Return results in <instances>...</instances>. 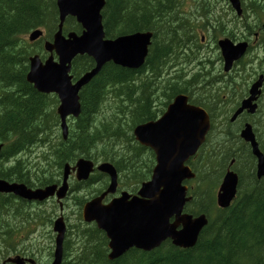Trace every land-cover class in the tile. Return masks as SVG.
I'll use <instances>...</instances> for the list:
<instances>
[{
  "label": "trees",
  "instance_id": "obj_1",
  "mask_svg": "<svg viewBox=\"0 0 264 264\" xmlns=\"http://www.w3.org/2000/svg\"><path fill=\"white\" fill-rule=\"evenodd\" d=\"M243 1L250 10H264L258 7L262 5L258 0ZM180 4L178 0H106L104 28L108 37L151 29L153 41L140 69L107 63L83 87L81 113L76 124L66 142L54 145L60 163L78 156L110 158L130 180L124 181L125 185L130 182L129 187L134 191L149 177L154 156L134 141L132 127L138 122L155 119L163 110L161 106H166L178 92L187 93L192 103L204 105L209 100L217 106L220 92L212 85L198 91V94H204L202 98L203 95H194V78L184 79L176 74L163 83L159 81L170 60L182 56L189 63L199 58L193 59L194 54L182 51L186 42L197 33L196 29L205 24L194 25L189 18L178 17ZM56 24L55 0H0V142L3 143L0 177L31 186L35 183L21 160L11 166L3 162L42 143L53 133V116L49 112L52 98L36 91L25 79L28 58L33 53H42V41L31 43L24 36L34 28L44 27L49 37ZM65 29L79 31V26L69 17ZM91 65L88 56H77L72 71L78 75ZM145 70L148 74L142 78L141 73ZM104 98L114 104L117 112L96 123L95 112ZM218 109H223L222 105ZM218 116L211 112V130L205 143L209 141L208 149L203 148V156L201 153L203 164H191L196 178L191 181L194 183L190 187L192 199L186 210L207 216V224L192 247L178 248L164 241L151 251L132 248L109 260L104 232L93 223L81 222L79 213L78 224L71 225L73 229H68L65 234V241L74 248L65 245L62 264H264V178L255 177L254 157L240 139L238 129L227 127V114L221 115L220 126L215 122ZM260 145L264 152L263 138ZM232 159L239 176L236 196L228 207L220 208L215 203L213 190ZM36 182L42 185L47 179L39 175ZM85 200V196H77L73 203L81 207ZM8 203L9 198L0 194V212ZM19 216L27 219L29 215L21 211ZM3 230L7 234L8 226L2 227L0 223V239L4 236Z\"/></svg>",
  "mask_w": 264,
  "mask_h": 264
},
{
  "label": "water",
  "instance_id": "obj_2",
  "mask_svg": "<svg viewBox=\"0 0 264 264\" xmlns=\"http://www.w3.org/2000/svg\"><path fill=\"white\" fill-rule=\"evenodd\" d=\"M232 6L241 12L239 0H229ZM104 0H56L59 12V28L54 34L53 43H46L45 48L58 55V61H53L52 55L44 64L37 55L30 58V70L27 80L34 84L39 91L58 92L62 104L58 108L61 117L63 134H66L65 115L77 113L78 88L88 82L108 60L127 67H137L146 54V45L150 33L136 32L119 36L116 39H103L104 33L99 11ZM67 15L75 16L83 26L80 35L73 32L63 36L61 25ZM41 31L36 29L29 35L30 40L36 39ZM218 45L227 70L232 61L239 58L245 43L233 44L228 38L218 40ZM86 53L95 60V67L86 72L74 85H71L68 71L72 58L76 54ZM261 78L252 85L251 95L245 99L241 107L234 113L232 119L244 108L250 106L255 98L257 86ZM254 105L250 106L253 112ZM209 129V117L204 109L187 103V97L177 95L166 112L157 120L148 121L135 127V138L149 146L155 154V165L148 181L140 185L135 195L129 196L122 192L108 204H102L101 198L96 197L84 204L82 217L85 221H95L97 227L103 229L108 237L109 258H116L130 247L150 250L159 245L165 238L180 247H191L195 244L197 235L207 223L204 214L192 216L182 212L185 203L190 199L186 195L187 186L182 180L194 176L190 168L184 165L185 160L194 154L203 142ZM240 136L250 142L252 154L256 157V173L264 175V155L258 148L250 124H246L240 131ZM92 163L79 159L76 163L78 179L86 178ZM110 173L113 191L116 174L111 165L105 163L98 167ZM66 166L63 185L57 189L56 196L61 198L67 190ZM237 175L227 170L216 194V202L220 207H227L235 195ZM55 185L35 190L27 189L23 184H16L0 180V191H12L27 198L43 199L54 194ZM170 218H173L170 221ZM55 237L54 259L51 264H59L62 254V240L64 225L61 219L54 222ZM21 264L20 258L12 259Z\"/></svg>",
  "mask_w": 264,
  "mask_h": 264
},
{
  "label": "flooded vegetation",
  "instance_id": "obj_3",
  "mask_svg": "<svg viewBox=\"0 0 264 264\" xmlns=\"http://www.w3.org/2000/svg\"><path fill=\"white\" fill-rule=\"evenodd\" d=\"M226 11H229V7L225 5ZM232 16H235L230 12ZM224 12L222 13L223 16ZM237 19V23L234 22L233 18L224 17L222 18L221 25L226 35L233 42L246 41L248 47L243 58L237 60L233 63L232 67L228 72H223L222 77L226 80L228 86V93L232 90L239 91V102L235 105L234 110L240 105L241 101L249 95V88L251 84L258 78L259 75H263L262 84L260 86V93L256 98L257 111L264 109V24L263 21L260 24L254 25V28L248 30L246 29L247 21H242V17H234ZM264 19V18H263ZM208 24H211L210 22ZM205 36L207 33L204 34ZM201 41H204L201 37ZM255 52V53H254ZM247 58V59H246ZM243 118L241 122L242 125L249 120L251 113L247 110H243L240 114ZM240 119V118H239ZM247 119V120H246ZM19 255L24 258V264H31L29 258H32L36 264H38V255L36 247L33 245H23L22 250H20ZM43 264V263H41Z\"/></svg>",
  "mask_w": 264,
  "mask_h": 264
},
{
  "label": "rangeland",
  "instance_id": "obj_4",
  "mask_svg": "<svg viewBox=\"0 0 264 264\" xmlns=\"http://www.w3.org/2000/svg\"><path fill=\"white\" fill-rule=\"evenodd\" d=\"M215 58V56L213 57V59ZM264 126V122L262 124L259 125L260 128H262ZM56 140V138L54 139ZM31 150H32V153H30L29 155H27V157L31 160L34 159V157L39 153V151L41 150V147H38V146H33L31 147ZM21 156V155H19ZM23 166H27V165H23ZM74 176L72 175L71 177V182H73ZM191 184H194L193 182H191ZM219 184V183H218ZM218 184L215 186L214 190H213V193L215 195V191L217 190V187H218ZM67 203V205H64L65 207V211L64 213H67L68 215V222L69 224L71 225H74V224H78V220H77V215L75 213V206L72 204V201L71 199L68 200L66 198L65 200ZM68 204H69V208H68ZM52 204L50 202L48 203H45L43 205H33L32 207H34L35 210L37 211H40V210H49V207H51ZM68 208V209H67ZM67 209V210H66ZM44 217L46 218V220H43L42 223H39L37 222L36 223V230L35 232H30L29 228L31 226L30 223L27 224V226L25 227V230L21 231V232H17L18 229L17 227L13 226L12 227V237L14 238V240H17V238L20 236V235H25V236H31L33 238H35V241H36V244L38 246V252H39V255H46L47 254V251H48V246L50 245L49 243V240H48V236L46 233H48V230L51 229V226H49V222H48V218H50L51 216L47 215V213H45ZM73 229V228H72ZM30 241V240H29Z\"/></svg>",
  "mask_w": 264,
  "mask_h": 264
},
{
  "label": "bare ground",
  "instance_id": "obj_5",
  "mask_svg": "<svg viewBox=\"0 0 264 264\" xmlns=\"http://www.w3.org/2000/svg\"><path fill=\"white\" fill-rule=\"evenodd\" d=\"M115 1H116V0H115ZM107 258L110 259L109 256H107Z\"/></svg>",
  "mask_w": 264,
  "mask_h": 264
}]
</instances>
